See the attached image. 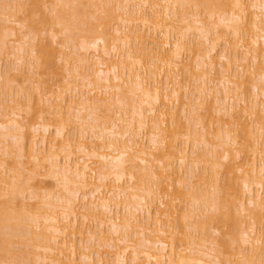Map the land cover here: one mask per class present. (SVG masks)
Masks as SVG:
<instances>
[{
  "label": "bare ground",
  "instance_id": "1",
  "mask_svg": "<svg viewBox=\"0 0 264 264\" xmlns=\"http://www.w3.org/2000/svg\"><path fill=\"white\" fill-rule=\"evenodd\" d=\"M2 55L0 264H264V0H0Z\"/></svg>",
  "mask_w": 264,
  "mask_h": 264
},
{
  "label": "rangeland",
  "instance_id": "2",
  "mask_svg": "<svg viewBox=\"0 0 264 264\" xmlns=\"http://www.w3.org/2000/svg\"><path fill=\"white\" fill-rule=\"evenodd\" d=\"M43 35V34H42ZM41 35V36H42ZM44 36V35H43ZM42 36V37H43ZM45 37V36H44ZM46 38V37H45ZM1 58H3V61H1L2 63V65H4L6 62H7V56L6 55H2V56H0ZM185 60H188V58L186 57L185 58ZM62 68V67H61ZM58 74V73H57ZM61 76V74H59L58 76H55L52 80H51V83L52 82H58V80H59V77ZM181 79H182V77H181ZM63 82V81H62ZM52 131H53V128H51V130H50V134H49V136L52 134ZM44 180V182L46 183V185L49 187V186H51V180H49V178H44L43 179ZM30 202H32V201H30ZM208 228H210V227H208ZM209 231L211 230V229H208ZM211 232V231H210ZM209 232V233H210ZM213 233V232H212ZM216 235H217V233H216ZM213 237H214V235H213ZM215 238V237H214ZM216 238H217V240H219L220 239V235L218 234L217 236H216ZM220 241V240H219ZM234 251V250H233Z\"/></svg>",
  "mask_w": 264,
  "mask_h": 264
}]
</instances>
